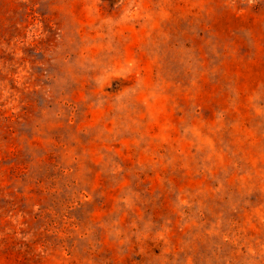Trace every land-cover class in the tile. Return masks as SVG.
<instances>
[{
	"label": "rangeland",
	"instance_id": "1",
	"mask_svg": "<svg viewBox=\"0 0 264 264\" xmlns=\"http://www.w3.org/2000/svg\"><path fill=\"white\" fill-rule=\"evenodd\" d=\"M0 264H264V0H0Z\"/></svg>",
	"mask_w": 264,
	"mask_h": 264
}]
</instances>
